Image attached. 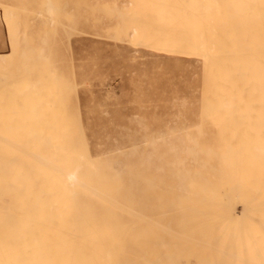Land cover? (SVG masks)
<instances>
[{"label":"bare ground","instance_id":"obj_1","mask_svg":"<svg viewBox=\"0 0 264 264\" xmlns=\"http://www.w3.org/2000/svg\"><path fill=\"white\" fill-rule=\"evenodd\" d=\"M183 1L197 21L178 43L202 63L199 125L160 152L123 153L128 178L86 152L70 99L38 97L39 79L22 73L7 99L0 81V264H264V0ZM23 53L13 44L0 69ZM46 217L68 222L47 245L33 234Z\"/></svg>","mask_w":264,"mask_h":264},{"label":"rangeland","instance_id":"obj_2","mask_svg":"<svg viewBox=\"0 0 264 264\" xmlns=\"http://www.w3.org/2000/svg\"><path fill=\"white\" fill-rule=\"evenodd\" d=\"M3 1L6 12L0 8V58H6L15 43L24 52L9 57L0 69V81L11 82L5 97L16 98L17 87L13 85L22 73L27 78L24 83L39 79L38 97L47 100L50 96L51 100L50 93L54 92L52 98L59 102L58 107H64L70 99L83 122L86 152L94 160H113L109 163L117 174L128 178L130 171L122 165V159L132 156L130 152H149L152 142L160 152L167 142L175 143L174 139L196 131L203 69L200 57L178 43L194 39L197 24L196 14L189 13L180 0ZM190 1L183 2L189 6ZM46 3L51 4V13ZM64 13L68 14L65 18ZM60 110L61 115L64 111ZM138 190L134 188L135 194L140 193ZM183 210L174 206L167 212ZM165 214L152 217L160 222ZM46 219L41 223L48 228L39 226L42 231H37L34 227L36 233H32L39 236L42 232L37 239L46 237L43 240L47 245L58 241L68 222L53 221L60 224V229ZM36 222L31 224H40ZM30 231L26 243L35 242ZM156 231L167 240L176 239L172 232ZM187 258L191 264L193 257Z\"/></svg>","mask_w":264,"mask_h":264}]
</instances>
